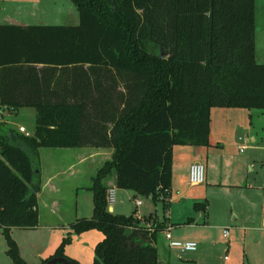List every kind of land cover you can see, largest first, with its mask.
I'll list each match as a JSON object with an SVG mask.
<instances>
[{"label": "trees", "instance_id": "1", "mask_svg": "<svg viewBox=\"0 0 264 264\" xmlns=\"http://www.w3.org/2000/svg\"><path fill=\"white\" fill-rule=\"evenodd\" d=\"M77 24H0V227L40 223V148H111L93 177V213L70 221L52 256H66L71 230L97 227L94 264H162L164 218L110 210L105 179L170 205L173 148L209 145L211 109H264V62L256 58L255 0H72ZM36 108L26 134L3 110ZM197 209L206 202H195ZM55 264H65L56 262Z\"/></svg>", "mask_w": 264, "mask_h": 264}, {"label": "crops", "instance_id": "2", "mask_svg": "<svg viewBox=\"0 0 264 264\" xmlns=\"http://www.w3.org/2000/svg\"><path fill=\"white\" fill-rule=\"evenodd\" d=\"M255 2L256 58L259 62H264V0H261L263 7L260 12H258L259 0H255ZM33 3H35V9L38 10L41 4L39 2ZM20 6L19 8L14 6L9 8L6 7L4 0H0V24L6 22L50 23L40 20H37L40 22H36L32 20L33 18L29 19L25 13L26 8L23 9L22 7L23 3ZM69 7L71 13L67 12L68 15H66L65 20L56 23H79L80 14L77 6L70 5ZM23 107L26 106H22L18 110ZM263 110L262 108L214 106L211 109L209 145H174L170 205L163 215L158 214L160 218H164L166 227L171 226L173 238L196 240L198 247L195 250L182 253L178 249L170 247L166 237H163L165 253L175 261L173 264L177 262V258L183 259V264H255L251 260L248 250L255 249V245H258L260 236L264 232L262 224L264 161L261 155L264 151V132H262L264 130H258L254 125V120H263ZM4 111L16 112L5 108L3 119H5ZM66 148H71L68 151L73 157L70 166L74 162L81 164L88 161L89 157L92 158L87 177L83 179L82 176L81 179L79 174L84 172L79 170L76 175L77 182L74 185L76 191L81 188L90 189L92 182L89 183V179L93 181L97 170L106 159L111 157L112 149L92 145ZM99 155V158H95ZM195 160L203 161L206 164V180L200 184L189 182V167L191 162ZM59 174L58 168L52 169L51 172L48 171L47 174L42 168V186L38 192L40 223L38 226L27 228L63 226L70 230L69 223L71 220L66 223L60 220V216H58L62 203L60 198L62 185L58 178ZM85 179L87 180L85 181ZM105 181L109 187L116 186L115 172L110 174ZM119 190H126L129 194L132 192V189L128 188H120ZM197 201H205L206 207L197 209L195 207ZM151 207L147 208L149 209L147 212V209L140 210L137 207V214L144 216L157 211L156 209L152 210ZM109 208L113 210L115 204H110ZM44 216L56 218L44 220ZM76 217H78L77 213L74 215V218ZM61 219L63 218L61 217ZM15 228L24 227H12V235ZM226 229L228 230L227 235L225 234ZM162 234L165 236L164 230ZM216 235L221 238H228L226 245L223 246L222 240H217ZM14 236L19 239L18 236ZM250 239L251 246H249ZM172 250L178 252V256L174 254L175 258L172 257ZM52 253L54 251L46 257ZM42 259L41 257L37 263ZM160 260L163 264V260L161 258ZM168 263L171 264L170 259ZM260 264H264V262Z\"/></svg>", "mask_w": 264, "mask_h": 264}, {"label": "rangeland", "instance_id": "3", "mask_svg": "<svg viewBox=\"0 0 264 264\" xmlns=\"http://www.w3.org/2000/svg\"><path fill=\"white\" fill-rule=\"evenodd\" d=\"M33 2H39L41 4L38 10L35 9V3ZM4 3L6 7L9 8H12L13 6L15 8H19L21 7V3H23L22 7L23 9L26 8L25 13L27 17H29V19L33 18L32 20H35L36 22L42 21L50 23L62 22L63 20H65L66 15H68L67 12L71 13L69 6L72 5L73 7H76L72 0H4ZM261 3V0H259L258 12H260L261 8L263 7ZM4 118L7 121V124L14 128H19L20 125H24L27 131H29L30 133H33L35 130L36 109L34 107L26 106L16 111L15 113L4 111ZM262 118V121H260L259 119L254 120V125L258 128V130H264V115L262 116ZM70 149L71 148L52 146H43L40 148L41 167L43 168L44 173L47 174L48 171L51 172L54 168H58L60 170L58 178L60 179L62 185V191L60 194L62 203L60 207L61 211L59 212L60 215L58 216H60V220L65 221L66 223L70 220H73L76 213L77 216H91L94 206L92 189L81 188L76 191V187L74 186L77 182L76 175L79 170H82L84 172L83 174H79L81 179L82 176L83 179L87 177V173L90 171V163L92 161V158L89 157L88 161L81 164L74 162L73 165L70 166V161L73 159L72 154L68 152ZM261 155L264 161V151H262ZM99 157L100 155L95 158ZM86 180L87 179H85V181ZM90 182H92L91 179H89V183ZM119 189V187L115 186L116 198L113 202L115 204V208L113 209L114 212L130 214L137 207L140 210H146L148 207L150 208L152 206V210L156 209L157 213L163 215L164 211L162 204L155 203L150 196L136 194L133 190L131 194H129V192H126V190ZM138 199H141L143 201V204H137ZM148 210L149 209H147L146 212ZM61 217L63 219H61ZM55 218L56 217L53 216H44V220ZM68 231L70 230L64 228L63 226L15 228L13 237L15 239L16 237L14 235L19 237V239H16V241L18 243L21 255L31 263H37L41 257L45 258L51 252L55 251L63 238L69 234ZM103 236V231L97 227L88 228L81 232L71 230L70 239L65 245V253L69 257L78 260L82 264H94L95 246L97 242L103 238ZM163 237L165 238V236H163L162 234V231H160L158 233L157 242L160 258L163 260V264H169V259L170 263L173 264V262L175 261H173V259L165 253V244ZM216 237L217 240H222L223 246L224 244L226 245V241L228 240V238H221L219 237V235H216ZM251 245L252 244L250 239L249 246ZM7 248V240L2 228L0 227V264L12 263V257L8 254ZM172 251V257L175 258L174 254L177 255L178 252L174 250ZM248 252L251 260L255 264L264 262V232L260 236L258 245H255V249L251 251L248 250ZM225 253L226 252L224 249V254ZM183 263V259L177 258V262L175 264Z\"/></svg>", "mask_w": 264, "mask_h": 264}, {"label": "built area", "instance_id": "4", "mask_svg": "<svg viewBox=\"0 0 264 264\" xmlns=\"http://www.w3.org/2000/svg\"><path fill=\"white\" fill-rule=\"evenodd\" d=\"M19 130L25 132L26 134H31L24 125L19 126ZM243 148V147H242ZM206 180V164L203 161L195 160L191 162L189 167V182L192 184H200ZM115 185H112L108 188V203L112 204L115 201ZM142 200L138 199L137 204H141ZM262 224L264 226V211L262 216ZM165 237L168 240L170 247L178 249L180 252H187L190 250H195L198 247V242L193 239H177L172 237L171 226L168 225L165 227ZM225 234H228V230H225Z\"/></svg>", "mask_w": 264, "mask_h": 264}, {"label": "water", "instance_id": "5", "mask_svg": "<svg viewBox=\"0 0 264 264\" xmlns=\"http://www.w3.org/2000/svg\"><path fill=\"white\" fill-rule=\"evenodd\" d=\"M56 262H63L65 264H77L66 256H52L44 264H55Z\"/></svg>", "mask_w": 264, "mask_h": 264}]
</instances>
